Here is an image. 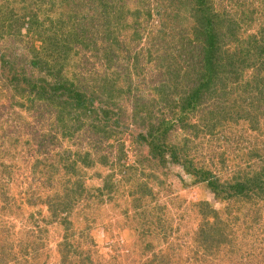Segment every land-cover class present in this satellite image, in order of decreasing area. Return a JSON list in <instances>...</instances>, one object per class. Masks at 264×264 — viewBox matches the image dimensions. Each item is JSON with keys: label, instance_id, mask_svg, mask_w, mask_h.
<instances>
[{"label": "rangeland", "instance_id": "rangeland-1", "mask_svg": "<svg viewBox=\"0 0 264 264\" xmlns=\"http://www.w3.org/2000/svg\"><path fill=\"white\" fill-rule=\"evenodd\" d=\"M239 1L240 11L246 12L243 17L249 18L242 21L239 37L243 41L250 35L259 37L264 28V0ZM28 2L11 0L8 8L26 15L33 8ZM105 3L108 6L121 4L120 0H41L42 12L38 14V20L52 19L55 24L57 20L67 22L70 13L73 18L75 14L85 15L87 10L95 8L96 37H92L89 45H97L98 49L99 36L103 31L108 33L97 20L104 13ZM216 4L220 5L219 9L228 5V9L232 5L236 7L230 0H217ZM182 17L194 39L193 19L189 14ZM27 19L21 29L24 42L17 44L18 55L27 53L25 43L29 40L35 51L48 47L45 36L30 31V17ZM111 19L119 22L121 28L115 24L111 26V31L115 32L114 49L110 50L109 45L108 50L101 52L109 59L108 66L99 68L92 55L96 54L95 50L87 53L89 62L96 63L104 78L86 81L85 75L83 77L68 67L64 75L69 80L75 77L77 80L73 79L70 92L61 88L55 91L50 85L52 78L47 79L34 69L35 75L46 79L47 93L44 95L52 98L48 104L55 111L53 117H47V114L40 117L39 112L32 114L34 109L30 111L29 100L19 96L27 84L22 82L19 86L16 81H10L13 74L7 73L5 65L0 63V137H5L3 131L9 136L6 140L0 139V181L8 179L3 192L0 191V217L6 222L0 224V230H3L0 233V263H19L30 253V263L23 264H63L58 246L65 247L70 243L69 259L73 264H264V207L256 212L257 216H253L254 213L247 216V209H235L233 200L216 199L205 183L197 182L173 158L179 155L175 150L183 148L197 166L206 167L222 181L241 180L250 169L259 166L258 162L250 160V155L258 153L264 157V113L253 112L249 118L242 117L250 109L240 98L245 95L239 84L258 75L262 67L252 59V67L243 74L238 71V76L235 73L223 76L221 81H226L229 93V99L225 101L222 95L225 85L220 83L208 90L199 88L198 100L193 99L192 105L180 112L185 120L173 116L178 126L168 133L163 124L152 127L155 118L144 123L149 118L148 112L160 116L159 109L166 103L153 106L155 95L148 84L142 83L134 69L127 78V72L118 69L117 62L132 66L134 59L124 62V53L129 52L133 57L140 55L144 68L156 73L161 67L159 57L164 54L150 47L164 41L169 45L167 53H170L172 36L161 35L164 25L156 13L149 24H143L141 20L125 23L128 20H121L117 15ZM181 33V30L175 33V40ZM3 43L0 40V46ZM10 44L11 36L5 41L7 47ZM238 47H242L239 41H233L224 49L230 53ZM122 49L120 59L111 56V52ZM218 58L215 56L216 62ZM77 61L79 57L73 63ZM171 61L169 55L162 68L171 70ZM155 63L158 68L154 67ZM176 70H172V76H166L171 79L168 87L177 90L171 97L174 102L181 100V93L182 99L188 97L184 94L186 81L181 78L184 73L182 71L180 75L179 67ZM132 85L137 88L130 93ZM136 92L149 101L147 106L150 107L139 115V119L134 116L132 107ZM79 98L87 101L84 108L78 107ZM218 98L238 113L232 117V113H213ZM165 113L172 119L169 109ZM255 117L258 125L253 126ZM91 122L102 125L101 134L91 136L88 130ZM31 125L37 126L41 138L43 135V146L40 142L26 145L27 139L32 142V137L26 133ZM91 140H102L103 143L96 144ZM3 148H8V152H2ZM2 160L6 165L13 164V168L3 170ZM72 163H77L74 169L65 168ZM10 171L16 174H10ZM50 178L52 186L44 185L43 181L51 183ZM64 183L77 193L68 208ZM214 209L219 211L216 217L211 215ZM203 213L208 214L209 223L220 229V236L214 241L220 247L215 245L213 252L212 248H202L197 242L196 232L206 220ZM147 243L150 247H146ZM33 251L40 254L35 258ZM219 251H222L221 255Z\"/></svg>", "mask_w": 264, "mask_h": 264}, {"label": "trees", "instance_id": "trees-1", "mask_svg": "<svg viewBox=\"0 0 264 264\" xmlns=\"http://www.w3.org/2000/svg\"><path fill=\"white\" fill-rule=\"evenodd\" d=\"M27 1H29V4H32L31 6L33 8L31 9L30 13L26 15L24 13V15H20L12 8H8L9 2H11V0H0V40H2V42L4 41L3 45L1 44L0 46V63L5 65L7 73L10 75L13 74L10 81H16L19 86L22 82L27 84L25 88L21 89L19 96L29 100L31 103L30 111L34 109L32 112L33 115H37L38 112L41 113L39 115L40 117H45V114H47V117H53L55 115V111L53 107H51L52 105L48 104V102L51 104L52 98H48V96L44 95L47 93L46 79L39 78L38 76L44 74L47 79L51 77L52 79L50 85L52 86L53 90L57 91L61 88L67 92H70L72 88L73 79L77 80V77L69 80L68 76L64 75L65 72H68V67L74 68L78 74H83V77L85 75L86 78H88L86 81L93 82L98 81L99 78H104L105 76H103V74L99 71V68L103 65L109 64L110 61L109 59L105 58L104 55H101V52L108 50L107 46L109 45L111 47L110 50L114 49L113 45L115 44V38L113 35L115 32L111 31V26H114L115 24L121 28L120 23L112 20L111 17L117 15L121 20L125 18L128 20L125 23H129L134 20H141L143 24H149L155 13L158 14L164 25L161 35L165 36L167 34L166 36H172V50L170 49V53H167L169 50V45H167V43L162 41L159 44H153L155 38L154 40H151L153 45H151L150 48L154 49L156 52H161L164 54L163 56L159 57V65L161 66L159 71L157 70L156 73L151 72L152 69L147 71V67L145 69L140 61L141 56L136 55L133 57V55L129 52L124 53L123 61L126 62L129 59H134L132 62H134L135 65L131 66L123 63L122 65L124 66H122L116 61L118 63V69L127 72V78L131 77V70L134 69L138 73V77L142 78V83L148 84V86L152 89L151 93L155 95L154 99L152 100L153 106L166 103L159 109L161 112L160 116L156 117L152 114V112H148L149 118L144 120V123L147 121L150 122L155 118L156 122L154 125H152V127H155L157 126L156 124L160 123L164 125V131L171 133L172 130L178 126V123L175 121L174 117L177 116V118L185 120L183 113L180 112L192 105L190 101L193 99L198 100L200 94L199 88L201 87H205L208 90L212 86L218 87V85L221 83L225 85V89L222 94L225 98L224 101L229 99L227 98L229 93L226 90V81L222 82L221 79L223 76L229 77L232 73H235L238 76L236 73L238 71H241V73L248 71V69L252 67V59L254 63L257 61L259 66L262 68H259L261 72H259L258 75L248 79L243 85L239 84V87H241V90H243L242 93L245 95V97L240 98L243 99V103L246 102L250 109L249 111L243 113L242 117L244 119L249 118L253 112H256L257 114L264 113V28L259 37L256 34L250 35V38L247 41H243V39L239 37L242 21L249 20L248 17H243L245 16L246 12H244L245 10L242 12L240 11L242 5L239 0H230V2L236 5V7L232 5L230 9H228L229 5L219 9L220 5L216 4L217 0H120L121 4H116L114 6H108L105 3L104 10L102 11L104 13L101 12L102 17H98L97 20H99L98 25L105 29L108 33L105 34V31H103L102 36H99V43H97L99 46L98 49L96 48L97 45H89L92 37H96L94 35V23L96 21V19L94 20L95 8L87 10L88 13L85 15H83V13H79V15L75 14L73 18L70 13L68 15L70 20L68 19L67 22L64 19L63 21L57 20L56 27L55 20L45 19L43 22L38 20V14L42 12L41 0ZM42 3H44V1H42ZM184 14H189L191 19H193L194 39L190 37L188 29L185 27L187 23L182 17ZM27 17H30V31H34V34L38 33L40 36H45L44 38L48 41V47L40 52L35 51L33 49L32 41L29 40L25 43L27 53H19L18 55L16 53L18 50L17 44L24 42L21 29L23 28ZM81 21H83L82 24ZM124 27L127 26L124 24ZM179 30L182 31L180 38L178 37V39L175 40V33H178ZM50 31H52L53 34H50ZM149 32H152V30ZM10 36L11 44L9 47H7L5 45V41L9 40ZM233 41H239V44L242 47H238L236 51L229 53V51L224 49V47L227 46V44H231ZM92 50H95L96 54L92 53V55L95 56L99 68L95 62H89L90 59L87 57V53L91 52ZM122 51H124V49L115 53L111 52V56H113L115 59H120V53L123 54ZM150 52L149 57H151ZM80 53L83 54L80 56ZM75 55L79 56L75 57ZM169 55L172 56L170 65H173V67L171 70L167 71L162 68L164 67L162 63L168 59ZM29 56H32L31 60H29ZM215 56H219L217 62L215 61ZM78 57L79 61L73 63V60ZM153 60L155 61V58ZM156 66L157 63L154 64V67ZM240 66H242V68ZM177 67H179L180 75L182 71L184 73L181 78H184L186 81V85L184 87L186 91H184V94H188V97L182 99L183 94L181 93L182 96L179 97L181 100L178 99L174 102V99L172 100L171 97L174 94H177V90L174 91L172 87H168V83L171 81V79H167L166 76L170 74L172 76V70L175 71ZM110 68L111 67H109V69ZM156 68H158V66ZM227 68H229L230 71L227 70ZM34 69H36L40 75H35ZM176 73L175 74L179 78L177 70ZM147 75L148 77H146ZM132 86L131 90L129 91L130 93L134 88H137V86ZM87 87L88 86H86V88ZM79 99L80 100L77 102L78 107L84 108V105L87 101L81 98ZM42 100L44 101L43 104L41 103ZM217 100L218 101L215 104L216 112L213 113H232L231 117L238 113L237 110L234 111L233 106L227 107L225 102H221L220 98ZM148 103L149 101L144 99V97L141 95H138V92H136V94L132 97L133 112L137 119H139V115L141 113L145 111L147 112V109L150 108L147 106ZM168 109L171 111L172 119H170L165 113V111H168ZM176 112H178L179 115H174ZM85 115H87L86 111ZM39 119L42 120V118ZM69 120L72 119L69 117ZM71 122L72 121H68V123L72 124ZM252 122L253 126L258 125L257 117H255V119L253 118ZM185 124L184 126H186ZM100 126L99 123H89L88 130H90L91 136L95 135L96 133L101 134L102 131L99 130L101 129ZM36 128V125H31V128H27V135L32 137V142L28 141L27 139V146H30L31 143L39 142L43 146V135L41 138ZM258 129L259 128L257 127V130ZM2 133L5 135V137L2 136L0 139H8L9 136L6 134L7 132L3 131ZM91 141L95 142L96 144L103 143L102 140ZM164 141L165 140H163L162 146L165 145ZM2 152H8V148H3ZM175 152L179 154L178 156L174 155L173 158L175 162L183 165L186 168V172L194 176L197 182L205 183L207 187L212 190L216 199H221L224 197L228 201L233 200V207L238 210L246 208L247 216L252 213H254L253 216H257L256 212L258 210L260 211L262 206L264 207L263 155H259L258 153L250 155V157L252 156L255 158L253 159L251 157L250 160H255L254 162H258L259 166L256 169H250L247 176H244L246 179L243 177L241 180L226 179L222 181L221 178L216 177V175H214L212 171L207 170L206 167L197 166L189 157V154L185 149L180 148L175 150ZM3 162L4 161L2 160L3 170H9L10 168H13V164L6 165V163ZM222 163H224V161H222ZM76 165L77 163H72L69 166L66 165L65 168L74 169ZM10 174L15 175L16 173L10 171ZM7 180L2 179L0 181L1 192H3L2 189L6 187L5 183ZM50 182L51 183L43 181V184L52 186L53 181L51 178ZM64 185L67 193L65 201H68L66 208H68L74 201L77 193L72 189V187L67 188L65 183ZM41 202L43 203V199H41ZM218 213L219 211L215 209L214 211H211V215L214 217H216ZM11 214L13 216L12 212ZM203 215L206 217V220L202 226H199L196 232V236H198L197 242L202 246V248H212L211 252H213V247L215 245V247H220L219 243L214 244V241H216L217 237L219 238L220 236V229L218 225L208 222V214L205 215L203 213ZM3 219V217H0L1 225L6 224ZM1 232H3V230H0V233ZM58 247V255L61 256V262L63 264H68L69 262L73 264L71 258L69 259V255L71 253V250H69L70 243H66L65 247ZM146 247H150V243H147ZM38 249L39 248L36 250L39 251ZM37 251H33L35 258L38 256V254H40V252ZM219 252L221 255L222 251ZM26 256L27 257L25 261L22 260L16 264H23L25 262L30 263L32 255L27 253ZM1 260L3 263H5L2 258Z\"/></svg>", "mask_w": 264, "mask_h": 264}]
</instances>
